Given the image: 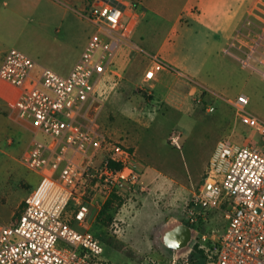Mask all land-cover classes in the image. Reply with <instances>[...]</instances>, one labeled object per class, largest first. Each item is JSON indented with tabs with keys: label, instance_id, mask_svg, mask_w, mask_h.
I'll use <instances>...</instances> for the list:
<instances>
[{
	"label": "rangeland",
	"instance_id": "obj_1",
	"mask_svg": "<svg viewBox=\"0 0 264 264\" xmlns=\"http://www.w3.org/2000/svg\"><path fill=\"white\" fill-rule=\"evenodd\" d=\"M52 1L55 5L11 4L21 10L22 19L14 17L12 21V12L7 13L5 30L0 31L4 38L0 50L16 48L38 65L65 75L74 60L71 47L79 48L94 28L90 22H81L69 14L82 16L91 0H85L84 9L64 0ZM133 1L141 2L145 9L130 37L138 48L122 46L97 86L96 93L103 104L96 121L109 137L135 151L141 177L138 186L118 194L122 202L111 224L98 229L93 220L89 230L101 242L98 260L102 263L167 264L172 251L163 243V234L174 225L185 223L186 204L204 174L217 140L229 138L241 144L248 138L264 148L253 128L254 118L264 121V6L258 2L264 0H253L248 12L250 0ZM64 10L69 14L60 21L61 25L56 23L59 21L46 27L38 23L42 12L61 14ZM67 30L73 33L71 47L64 44L69 39ZM237 31L241 42L234 40ZM261 34L249 65L243 66L241 61L247 57L248 46ZM163 41L158 55L168 57L175 66L169 84L175 93L185 95L181 109L174 108L172 97H165V86L151 89L147 84H137V74L146 66L148 55L154 54L155 47ZM181 70L212 91L199 86L195 94L188 96V87L195 81L178 76ZM176 78L183 82L177 83ZM0 83L15 99L16 90L2 80ZM241 93L249 102L245 111L235 112L225 99H234ZM158 96L160 100L155 102L154 97ZM210 106L212 111L208 110ZM173 131L180 133V147L169 141ZM32 137V132L22 128L8 131L0 141V224L16 221L23 198L39 182L37 172L21 162ZM37 138L50 143L41 133ZM93 194L94 191L88 192L85 199L91 201ZM71 209L72 204L67 210ZM206 213L207 218L191 228L206 233L212 229L222 231L226 225L222 213ZM69 222L83 231L75 220ZM58 246L70 247L62 241H58ZM178 252L188 253L189 247Z\"/></svg>",
	"mask_w": 264,
	"mask_h": 264
},
{
	"label": "built area",
	"instance_id": "obj_2",
	"mask_svg": "<svg viewBox=\"0 0 264 264\" xmlns=\"http://www.w3.org/2000/svg\"><path fill=\"white\" fill-rule=\"evenodd\" d=\"M135 7V2L91 0L82 16L95 31L66 75L38 65L16 48L5 52L0 80L17 89L12 111L30 124L33 134L21 162L40 179L23 198L16 221L0 224V264H106L98 260L102 247L89 230L91 214L112 192L138 186L141 172L135 151L98 125L103 102L96 88L122 46L138 48L130 41L135 19L128 13L124 19ZM261 38L252 39L243 66L249 65ZM234 40L241 42L239 31ZM148 56L143 83L171 68L158 54ZM248 102L242 93L229 101L235 112L245 111ZM253 128L264 144V121L254 118ZM38 133L52 144L38 139ZM179 139L175 131L169 137L176 147ZM90 191L93 198L87 201ZM206 210L222 213V231L191 228L207 218ZM184 218L192 231L189 252L172 251L167 264H264V148L248 138L241 144L218 139ZM58 241L70 247H59Z\"/></svg>",
	"mask_w": 264,
	"mask_h": 264
},
{
	"label": "crops",
	"instance_id": "obj_3",
	"mask_svg": "<svg viewBox=\"0 0 264 264\" xmlns=\"http://www.w3.org/2000/svg\"><path fill=\"white\" fill-rule=\"evenodd\" d=\"M67 3H71L72 5H78L79 8H85L86 7V3L85 0H64ZM115 2H120L121 4H129V3H133V0H112ZM20 2V3H19ZM16 5V4H21V6L25 5L27 6L28 4L30 5H34V6H38L39 3H43V4H53L55 5L54 1L52 0H0V31L2 29V33L5 30V24H6V18H7V13L12 12L11 16H10V20H14V17H17V19L20 21L22 19V15H21V10L17 11V7H12L11 4ZM136 3V7L132 8V9H128L127 12L124 15V19L128 14H131V16L133 17V19H135V25H134V29L137 27L142 14L145 12V9L141 6V2H135ZM139 4V5H138ZM253 4V0H250L249 7H246V12H248V10L251 8V5ZM67 10V9H66ZM64 10L61 14L58 13H49L48 11H44L42 12V14L40 15V17L38 18L39 21L38 23H40L42 27H46L48 26V24L50 22L55 23L61 25V20L65 19L66 16H68L69 12ZM160 10V8H159ZM245 12V13H246ZM69 15L74 16L75 18L80 19L81 22L87 23L90 22L93 25V23L91 21H89L88 19L84 18L83 16L76 14V13H71ZM36 17V16H35ZM57 32H59V28L56 29ZM95 31V27L92 30L91 35L94 33ZM171 31V30H170ZM66 34L69 36L68 41L64 42L65 46L67 47H71L73 45L74 39H73V33L72 31L67 30ZM89 37V36H88ZM88 37L86 36L85 38L82 39V43L80 44V47L77 48L76 46H72L71 50H73L74 52V60H72L71 65L69 66V68H67L66 70V74L70 71V69L73 67V65L75 64V62L78 60L81 51L83 50ZM4 38H2L1 34H0V41L3 42ZM75 45V44H74ZM164 45V41L158 45L157 47H155L156 52L154 54H159L161 52V49ZM70 50V51H71ZM5 50H0V63L3 59V56L5 54ZM145 53L148 54V52ZM150 53V52H149ZM167 64H169V66L171 68L168 69H163L159 72H157L154 76V78L148 82L143 83V73L145 71V69H147L148 65H149V59H147V64L144 67V69H141L140 72L137 74V84H147V86L151 89H154L155 87H157L158 85H163L166 88V96L167 98L172 97V100H175V102L173 101V106L174 108H178L181 109L183 108L184 104H185V95L181 94L180 92L175 93L173 86L169 84V79H170V75L173 74V71L176 70L173 66V64H171L170 60L168 59V57H161ZM171 73V74H170ZM65 74V75H66ZM178 76H184L186 78H188L189 80H194L195 78H193V76H191L190 74H188L185 71H179L177 72ZM175 80V79H174ZM176 80L178 81L177 83H182L183 81L179 80L176 78ZM195 83L194 84H190V86L188 87V91H187V95L188 96H192L193 94H195L197 92L198 87H203L205 90L207 91H212L210 89V87L205 84L202 83L199 80H194ZM173 83V82H172ZM11 86V85H10ZM11 88H14L17 92V89L13 86H11ZM174 98V99H173ZM13 97L12 94L9 95V93H6L4 86L1 85L0 83V141L1 139H3L2 137H4L5 133H8V131H18L19 129H26L29 132H31V127L30 124L27 121H24L22 119H18L16 118V116L14 115L13 111H12V101H13ZM235 99V98H234ZM233 98H226L225 100L229 103V101H233ZM160 100L159 96L158 97H154V101L158 102ZM230 104V103H229ZM50 139V138H49ZM6 142L9 143L10 139H6ZM31 140L28 142L27 147L30 145ZM52 144V139H50V143ZM27 195V194H26ZM25 195V196H26ZM97 214V212L94 213V211L92 212V218L91 221L94 220L95 215ZM81 228V227H80ZM82 229V228H81Z\"/></svg>",
	"mask_w": 264,
	"mask_h": 264
},
{
	"label": "water",
	"instance_id": "obj_4",
	"mask_svg": "<svg viewBox=\"0 0 264 264\" xmlns=\"http://www.w3.org/2000/svg\"><path fill=\"white\" fill-rule=\"evenodd\" d=\"M191 237V228L185 223H179L164 232L163 243L171 251H180L188 246Z\"/></svg>",
	"mask_w": 264,
	"mask_h": 264
},
{
	"label": "trees",
	"instance_id": "obj_5",
	"mask_svg": "<svg viewBox=\"0 0 264 264\" xmlns=\"http://www.w3.org/2000/svg\"><path fill=\"white\" fill-rule=\"evenodd\" d=\"M137 91H139V89H137ZM121 202L122 198L117 193L112 192L109 197L102 203L99 211L95 215L93 222L94 226L98 229L108 227L113 221L115 214L117 213L118 208L121 205ZM93 236L95 235L93 234Z\"/></svg>",
	"mask_w": 264,
	"mask_h": 264
}]
</instances>
